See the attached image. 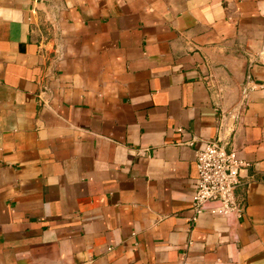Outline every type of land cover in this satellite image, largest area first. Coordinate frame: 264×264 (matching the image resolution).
Wrapping results in <instances>:
<instances>
[{
  "label": "crops",
  "instance_id": "0c3cea01",
  "mask_svg": "<svg viewBox=\"0 0 264 264\" xmlns=\"http://www.w3.org/2000/svg\"><path fill=\"white\" fill-rule=\"evenodd\" d=\"M0 264H264V0H0Z\"/></svg>",
  "mask_w": 264,
  "mask_h": 264
},
{
  "label": "built area",
  "instance_id": "2783aa9c",
  "mask_svg": "<svg viewBox=\"0 0 264 264\" xmlns=\"http://www.w3.org/2000/svg\"><path fill=\"white\" fill-rule=\"evenodd\" d=\"M255 86L244 85L242 95L247 96ZM197 178L192 196V222L200 215L241 218L244 216L243 204L237 197L241 171L249 166L235 150L215 140L202 150L196 151Z\"/></svg>",
  "mask_w": 264,
  "mask_h": 264
},
{
  "label": "water",
  "instance_id": "95a60500",
  "mask_svg": "<svg viewBox=\"0 0 264 264\" xmlns=\"http://www.w3.org/2000/svg\"><path fill=\"white\" fill-rule=\"evenodd\" d=\"M246 79H247V76H246ZM237 101H239V98L237 99ZM231 106H232V105L229 104V105L225 108V112H226V113H229V109H230Z\"/></svg>",
  "mask_w": 264,
  "mask_h": 264
}]
</instances>
